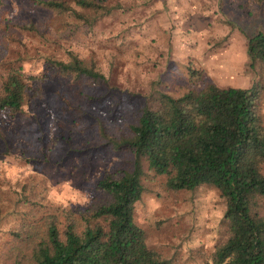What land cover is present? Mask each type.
<instances>
[{"label":"rangeland","instance_id":"374dc122","mask_svg":"<svg viewBox=\"0 0 264 264\" xmlns=\"http://www.w3.org/2000/svg\"><path fill=\"white\" fill-rule=\"evenodd\" d=\"M54 1L71 11L58 15L34 0H0V90L11 61L21 59L27 74L43 79L20 114L0 110V264H9L4 246L26 211L17 199L21 185L35 181L42 205L53 212L85 208L106 173L133 170L134 154L112 140L128 137L159 93L182 96L192 71L222 88L262 80L249 67L247 44L264 32V0H89L109 12ZM71 55L106 82L62 75L46 62H69ZM145 188L135 222L148 246L174 264H211L227 237L219 191L203 185L173 192L152 174Z\"/></svg>","mask_w":264,"mask_h":264},{"label":"trees","instance_id":"16d2710c","mask_svg":"<svg viewBox=\"0 0 264 264\" xmlns=\"http://www.w3.org/2000/svg\"><path fill=\"white\" fill-rule=\"evenodd\" d=\"M58 15L71 11L65 2L34 0ZM83 7H107L77 0ZM33 25L24 30L35 31ZM249 67L262 80L250 88H222L204 73L191 72L190 87L180 97L159 93L155 107H145L129 136L112 140L134 154L132 171L106 173L96 184V199L85 208L53 212L32 181L21 185V224L4 246L9 264H174L148 246L135 222V207L146 192L149 174L163 177L173 192L215 187L226 202L227 237L211 264H264V32L248 39ZM4 56H0V61ZM62 75L92 83L105 76L78 57L48 59ZM0 110L20 114L35 81L22 60L4 65ZM13 200H16L13 198ZM44 210V211H42ZM23 212V211H22Z\"/></svg>","mask_w":264,"mask_h":264}]
</instances>
